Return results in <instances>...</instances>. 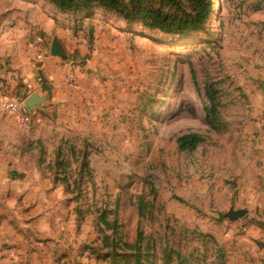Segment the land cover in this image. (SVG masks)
Returning a JSON list of instances; mask_svg holds the SVG:
<instances>
[{"label":"rangeland","instance_id":"rangeland-1","mask_svg":"<svg viewBox=\"0 0 264 264\" xmlns=\"http://www.w3.org/2000/svg\"><path fill=\"white\" fill-rule=\"evenodd\" d=\"M24 7L31 21L44 15L51 38L68 46L76 83V139L64 145L76 156L62 157L76 164L63 205L72 235L58 259L226 264L231 226L239 223L241 240L262 224L250 195L263 199L264 188L254 193L249 173L233 163L235 135L255 131L264 117V0H220L205 29L184 35L103 7L62 12L49 0H0L2 12ZM186 134L202 141L182 149ZM232 207L247 212L230 220Z\"/></svg>","mask_w":264,"mask_h":264},{"label":"crops","instance_id":"crops-1","mask_svg":"<svg viewBox=\"0 0 264 264\" xmlns=\"http://www.w3.org/2000/svg\"><path fill=\"white\" fill-rule=\"evenodd\" d=\"M28 15L25 7L11 13L0 10V264H65L58 259L72 235L64 231L72 216L64 213L63 205L72 198L66 200L65 190L76 183L68 175L76 164L66 160L76 154L64 145L76 139V83H69L70 63L51 55L52 33L44 15L39 23ZM33 93L46 96V101L36 108L33 126L24 129L4 114L2 105L8 96L26 99ZM261 119L255 131L234 137L240 159L233 164L239 174L249 173L254 193L264 188L259 176L264 173ZM108 122L104 117V126ZM250 196L259 205L251 207L257 214L254 221L262 224L250 225L241 240L234 231L239 223L231 226L225 235L231 253L226 264H264V197ZM54 252L55 259L46 258Z\"/></svg>","mask_w":264,"mask_h":264},{"label":"trees","instance_id":"trees-1","mask_svg":"<svg viewBox=\"0 0 264 264\" xmlns=\"http://www.w3.org/2000/svg\"><path fill=\"white\" fill-rule=\"evenodd\" d=\"M62 12H87L103 7L116 12L128 23L145 22L148 27L166 34H189L203 30L213 17V0H49ZM206 94L211 102L216 91L210 86ZM214 114L208 115V118ZM202 137L186 134L179 137L180 148L194 149ZM85 165V164H84ZM136 264H142L138 259Z\"/></svg>","mask_w":264,"mask_h":264},{"label":"water","instance_id":"water-1","mask_svg":"<svg viewBox=\"0 0 264 264\" xmlns=\"http://www.w3.org/2000/svg\"><path fill=\"white\" fill-rule=\"evenodd\" d=\"M51 55L60 57L63 60H67L69 57V53L65 47V45L57 38L52 42L51 45ZM262 90L264 91V84H260ZM46 101V96L40 95L39 93H33L29 97H27L24 101L25 107L31 112L34 113L36 108L42 105ZM246 209H235L231 208L227 213L226 217L230 220H237L243 217L246 214Z\"/></svg>","mask_w":264,"mask_h":264},{"label":"built area","instance_id":"built-area-1","mask_svg":"<svg viewBox=\"0 0 264 264\" xmlns=\"http://www.w3.org/2000/svg\"><path fill=\"white\" fill-rule=\"evenodd\" d=\"M25 99L15 95L8 96L3 102L2 109L5 115L15 118L17 124L24 128L30 129L34 124V113H31L24 105Z\"/></svg>","mask_w":264,"mask_h":264},{"label":"bare ground","instance_id":"bare-ground-1","mask_svg":"<svg viewBox=\"0 0 264 264\" xmlns=\"http://www.w3.org/2000/svg\"><path fill=\"white\" fill-rule=\"evenodd\" d=\"M214 5H215V6H213L214 14H213L212 19L216 18L217 15L219 14V11H220V0H215V4Z\"/></svg>","mask_w":264,"mask_h":264}]
</instances>
